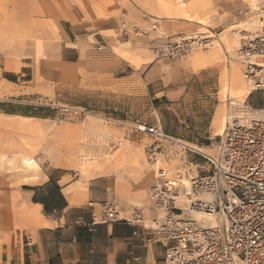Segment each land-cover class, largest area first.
<instances>
[{
    "label": "rangeland",
    "instance_id": "rangeland-1",
    "mask_svg": "<svg viewBox=\"0 0 264 264\" xmlns=\"http://www.w3.org/2000/svg\"><path fill=\"white\" fill-rule=\"evenodd\" d=\"M263 12L264 0H0V241L27 237L39 215L31 188L47 178L67 177L89 201L139 207L184 161L206 172L194 152L213 153V64L239 60ZM185 39L204 45L173 54Z\"/></svg>",
    "mask_w": 264,
    "mask_h": 264
},
{
    "label": "built area",
    "instance_id": "built-area-1",
    "mask_svg": "<svg viewBox=\"0 0 264 264\" xmlns=\"http://www.w3.org/2000/svg\"><path fill=\"white\" fill-rule=\"evenodd\" d=\"M202 45V41L185 39L172 51L185 56ZM238 57L248 90L261 91L263 105L229 100L224 130L213 153L194 152L207 161L209 169L195 173L184 161L182 173L152 184V219L146 217L143 206L124 212L110 200L89 202V232L99 224L141 226L151 232L147 243L165 245L164 264H264V27L242 36ZM137 130L160 140L166 137L156 126L142 124ZM140 260L131 253L127 264Z\"/></svg>",
    "mask_w": 264,
    "mask_h": 264
},
{
    "label": "crops",
    "instance_id": "crops-1",
    "mask_svg": "<svg viewBox=\"0 0 264 264\" xmlns=\"http://www.w3.org/2000/svg\"><path fill=\"white\" fill-rule=\"evenodd\" d=\"M259 23L264 24V19L261 18ZM241 25L245 27L248 24L243 23ZM248 34L254 33L249 32ZM235 42L233 41L232 46H230L233 51ZM198 57L196 55L192 61H196ZM232 63H235L237 74H240L244 89L248 91L244 76V64L240 60L226 62L221 58V62L218 61L213 64L212 72L217 75L214 95L220 102L213 120L215 115L217 118L218 113H221L220 119L222 118V131L219 134H216L213 127V120L209 129L210 134H214V144L218 142L219 136L224 130V112L227 113L228 109L226 103L224 110L225 105L223 104L225 103L223 102L226 100L222 97V92L224 94L228 69ZM157 67L159 66L151 67L148 70V75H156ZM156 79L160 78H153V81H149V83H155L159 87L161 82ZM246 94L244 101L248 104L254 107L263 105L261 91H249ZM50 184H53L54 187L49 190ZM36 186H45L42 189H34L30 193L32 205L39 215L32 219L31 228L26 232L27 237L24 240L15 237L0 241V264H127L131 253L141 258L139 264H164L165 245L159 241L147 243L146 239L151 232L144 230L141 226H131L125 222L99 224L93 232H89L88 224L92 220V215L88 209V203L95 201H89V193L78 192L67 177L62 176L53 180L47 178ZM56 187H59V190ZM43 191L47 196L42 197ZM58 191H60L61 196H58ZM53 195L58 197V207L51 214H48L44 209V203L48 202ZM34 197L35 201L33 200ZM144 203L145 206H141L145 209L146 217H154L155 211L150 196L148 199H144ZM118 206L120 210L127 212L136 205L134 202L128 201ZM136 232L137 234H135Z\"/></svg>",
    "mask_w": 264,
    "mask_h": 264
},
{
    "label": "bare ground",
    "instance_id": "bare-ground-1",
    "mask_svg": "<svg viewBox=\"0 0 264 264\" xmlns=\"http://www.w3.org/2000/svg\"><path fill=\"white\" fill-rule=\"evenodd\" d=\"M244 32V31H243ZM238 49V48H237ZM238 51V50H237ZM236 52V51H235ZM237 55V54H236ZM237 68L235 63H232L231 67L228 69V73H227V82L224 85V95L226 96V102H227V109L229 106V100L232 101L233 103H236L238 101H244L245 97H246V92L248 93V91H245L244 89V83L242 82V79L240 78V74H237ZM244 79V78H243ZM246 83V82H245ZM246 87V86H245ZM220 115L221 113H218V116L216 118V125L220 126ZM226 116V115H225ZM224 122H225V117L223 118V126H224ZM224 129V128H223ZM170 138V137H169ZM171 139H173L176 142V139H174L173 137H171ZM182 142V141H181ZM178 144H182L185 145L186 147H190L186 144L180 143V140H177ZM181 146V145H180ZM191 149H195L198 150L200 148H197L195 146L190 147ZM25 163L28 167H34L37 166L36 162L32 159H25ZM176 177V176H175ZM174 178V177H173ZM140 207V206H139ZM137 208V207H134ZM133 209V208H132ZM196 217L200 218L201 215H197ZM153 218V217H152ZM152 218H148V219H152ZM206 222H210L211 219L210 217H205L204 219Z\"/></svg>",
    "mask_w": 264,
    "mask_h": 264
},
{
    "label": "trees",
    "instance_id": "trees-1",
    "mask_svg": "<svg viewBox=\"0 0 264 264\" xmlns=\"http://www.w3.org/2000/svg\"><path fill=\"white\" fill-rule=\"evenodd\" d=\"M56 188H57V190H59V187H56ZM31 190H34V189L31 188ZM58 193H59L58 196H61L60 191H58ZM33 200L35 201V197L33 198ZM48 202H49V203H48ZM48 202H45L46 204L44 203V209H45V211H46L48 214H51L52 211L58 207V203H59V201H58V197H57L56 195H53V197H51V198L48 200ZM47 203H48V204H47Z\"/></svg>",
    "mask_w": 264,
    "mask_h": 264
}]
</instances>
